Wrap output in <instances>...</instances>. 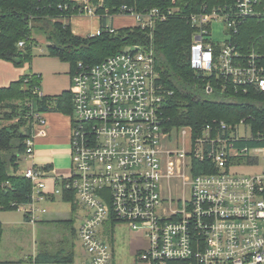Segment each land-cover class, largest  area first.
<instances>
[{
	"label": "built area",
	"instance_id": "2783aa9c",
	"mask_svg": "<svg viewBox=\"0 0 264 264\" xmlns=\"http://www.w3.org/2000/svg\"><path fill=\"white\" fill-rule=\"evenodd\" d=\"M122 11L143 29L167 18L159 9ZM83 14L96 13L86 5ZM252 18L264 24V0H224L191 15L197 27L192 68L264 91V56L253 52L241 58L233 43L239 26ZM215 22L225 25L223 42L212 38ZM100 34L101 29L92 36ZM71 84L69 173L54 177L49 192L47 169L33 165L23 172L33 194L32 203L20 210L32 224L47 213L40 202L67 190L87 210L77 234L85 259L78 264H112L113 248L103 238L111 222L143 235L147 247L137 253L141 264H264V171L252 177L229 174L241 160L264 164V132L255 135L245 120L234 128L207 124L202 132L168 126L164 108L173 92L161 80L153 48L135 45L93 66L79 63ZM240 138L262 145L236 146ZM26 155L33 158L32 138ZM195 162L206 163V173L195 175ZM173 179L190 189L189 199L173 197L170 189L166 196L165 185Z\"/></svg>",
	"mask_w": 264,
	"mask_h": 264
},
{
	"label": "trees",
	"instance_id": "16d2710c",
	"mask_svg": "<svg viewBox=\"0 0 264 264\" xmlns=\"http://www.w3.org/2000/svg\"><path fill=\"white\" fill-rule=\"evenodd\" d=\"M91 3L98 7L96 14L101 17V34L80 36L73 33L69 22L72 17L84 13L86 5L77 0H0V59L18 68L24 67L33 58V47L37 44L34 33L46 37L48 55L68 63L71 75L79 63L93 66L135 45L153 48L156 69L162 82L173 92L164 108L168 126L193 127L202 132L207 124L225 122L234 128L245 120L255 135L264 132V91L235 85L215 73L196 72L191 66V48L197 27L190 17L220 6L224 0H104L101 7L99 0H91ZM124 7L126 13L137 14L159 9L167 18L158 21L152 29L135 25L110 33L106 28L107 18L122 14ZM170 11L173 12L170 14ZM238 30L233 35V43L241 58L253 52L263 57V22L248 19ZM20 42H24V46L20 47ZM41 80L38 74L25 75L8 87H0V109L5 110L3 119L18 120L10 126L0 125V211H16L32 203V182L17 171L20 159L26 154L27 142L32 138L36 115L59 112L72 116L74 112L71 89L48 97L40 94ZM235 144L253 147L262 142L240 138ZM206 165L195 162L194 174L206 173ZM55 199L49 195V200ZM62 199L76 210L74 192L65 190ZM59 222L71 227L72 238L77 236L74 217ZM116 224L111 222L109 226L113 228ZM3 234L0 222V246ZM75 254V244L66 239L56 252L42 249L35 261L74 263Z\"/></svg>",
	"mask_w": 264,
	"mask_h": 264
},
{
	"label": "rangeland",
	"instance_id": "374dc122",
	"mask_svg": "<svg viewBox=\"0 0 264 264\" xmlns=\"http://www.w3.org/2000/svg\"><path fill=\"white\" fill-rule=\"evenodd\" d=\"M77 1L85 5H90L94 8L95 13L97 12L96 10L98 7L93 5L91 0ZM103 3L104 0H99V7H101ZM107 13H109V11L106 9L105 15H107ZM129 17L131 16L129 15ZM72 23L79 34L86 35L87 32L92 33L93 31V29L88 28V22L86 20L75 19ZM212 33V38L215 41L223 42L226 38L225 25L215 22L212 25ZM34 38L37 44L33 47V58L24 67H21L23 68V73L26 75L38 74L42 76L40 91L41 94L45 96L56 97L61 95L64 91H69L72 86L70 65L66 62H62L58 58L48 55L49 43L43 34L34 33ZM131 48L132 47H128V49ZM8 111H10V109H8ZM4 113L5 110L0 109L1 126H10L17 123V119L10 121L4 120ZM35 118L37 119V117ZM241 133H244V131L242 130ZM26 156L25 154L20 159V166L17 171L19 174H23V172L31 166L30 161L32 158H26ZM263 171V163L251 165L243 160L229 167V174L245 177L261 175ZM188 175H190V173H188ZM165 189L166 196H169L170 189L173 197L190 198V189L188 187L184 189L183 181L180 179H173L169 184L166 183ZM40 207L45 209L47 213L42 217L44 223L37 224V232H35L34 235L29 229V232H22L20 234H16L14 231V228L19 227V221L25 219L23 211H19L20 209L16 211H0V220L12 222V224L5 225L6 230L3 234L0 246V250L2 251L0 253V259L14 256L13 253L16 251L14 247L16 249L23 247L26 251H32L31 249L34 247L33 241L35 238L38 239L39 243H46L49 247V251L52 249V252L58 251L62 247L64 240L71 239V242L75 244L76 254L74 256V263L78 264L83 261L85 259L84 249L78 236L72 238L71 227L59 221L70 220L74 217L73 227L78 231L87 210L79 204L76 206V210H73V205L69 202H65L60 196L56 197L54 201L46 200L41 202ZM103 238L106 243L113 248L114 259L112 264H141L137 260V253L147 247V242L141 233L132 231L126 224H116L113 228L110 227L106 229Z\"/></svg>",
	"mask_w": 264,
	"mask_h": 264
},
{
	"label": "crops",
	"instance_id": "0c3cea01",
	"mask_svg": "<svg viewBox=\"0 0 264 264\" xmlns=\"http://www.w3.org/2000/svg\"><path fill=\"white\" fill-rule=\"evenodd\" d=\"M75 19L86 20L88 22V28L93 29L92 33L87 32L86 35L79 34L72 23ZM69 22L72 26L73 33L80 36L93 35L99 29H101L102 26L101 17L96 14H81L79 16H74L69 20ZM107 25L112 26L115 29L133 27L136 25V20L133 17L125 15H115L107 18ZM25 75L26 74L23 73V68H18L11 62L0 59V87H8L12 82L18 81ZM39 115L44 119V122L39 123L36 119V122L34 124L32 135L34 155L32 160L30 161V164L31 166H42L51 173L52 177L47 181L48 191L51 192L56 185L54 177L67 175L71 168L72 123L70 116L59 112H46ZM40 203L37 206L39 208H42L40 207ZM19 211L22 212V210ZM24 214L26 213L24 212ZM44 215H41V219L35 224L30 223L29 218L24 215L25 219L19 221V227L14 228L15 233L20 234L22 232H29V230H31L34 235V233L37 232V224L44 223V221H42V217ZM0 222L3 224L4 233L6 230L5 225L12 224V222H4V220H0ZM33 242L34 247H32V251H26L23 247L18 249L14 247V250H16L13 253L14 256H9L10 258L5 259L1 258L0 264L36 263L35 259L41 252V250L46 249L47 251H49V247L46 243H39L38 239L35 238ZM50 251L52 252V249ZM1 252L2 251L0 250V253Z\"/></svg>",
	"mask_w": 264,
	"mask_h": 264
}]
</instances>
